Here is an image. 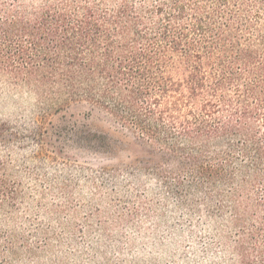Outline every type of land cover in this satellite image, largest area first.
Here are the masks:
<instances>
[{
  "label": "trees",
  "instance_id": "obj_1",
  "mask_svg": "<svg viewBox=\"0 0 264 264\" xmlns=\"http://www.w3.org/2000/svg\"><path fill=\"white\" fill-rule=\"evenodd\" d=\"M0 78L42 112L110 114L169 193L264 264V0H0ZM4 167L0 208L16 203Z\"/></svg>",
  "mask_w": 264,
  "mask_h": 264
},
{
  "label": "rangeland",
  "instance_id": "obj_2",
  "mask_svg": "<svg viewBox=\"0 0 264 264\" xmlns=\"http://www.w3.org/2000/svg\"><path fill=\"white\" fill-rule=\"evenodd\" d=\"M159 161L107 112H42L0 78L1 174L16 194L0 208V264H243L224 220L152 174Z\"/></svg>",
  "mask_w": 264,
  "mask_h": 264
}]
</instances>
